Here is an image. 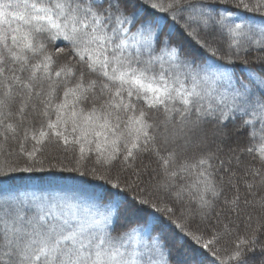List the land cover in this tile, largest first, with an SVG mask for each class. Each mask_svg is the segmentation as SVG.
<instances>
[{
  "label": "snow or ice",
  "instance_id": "snow-or-ice-1",
  "mask_svg": "<svg viewBox=\"0 0 264 264\" xmlns=\"http://www.w3.org/2000/svg\"><path fill=\"white\" fill-rule=\"evenodd\" d=\"M169 235L264 264V0H0V264H174Z\"/></svg>",
  "mask_w": 264,
  "mask_h": 264
},
{
  "label": "trees",
  "instance_id": "trees-1",
  "mask_svg": "<svg viewBox=\"0 0 264 264\" xmlns=\"http://www.w3.org/2000/svg\"><path fill=\"white\" fill-rule=\"evenodd\" d=\"M248 15H253V14H248ZM256 16H259V14H255ZM63 46V45H60ZM255 53H253V56L250 57V59L255 57ZM225 148H227L224 145ZM21 176L22 179H26L29 176L35 177L37 178L35 180V183L41 186H44L45 183H48L49 180L52 177H63L64 179L60 180L59 182L62 185H69V184H73L74 181L71 179V177H75L77 174L75 173H69V172H59V171H55V172H44V173H23V174H19ZM22 181L21 180H17L16 184L19 185ZM125 223L123 217L118 221L117 223V227H121L123 224ZM167 241H168V246L172 251V257H173V262L175 264L176 261H180V262H187L190 261L192 259H198V260H202L204 259V257L200 256L199 254H196L195 257L192 254L191 248L187 243H181V240L179 238V235L176 236H172L169 235L168 237H166ZM231 243V238H229L225 243L224 246L225 247H229ZM252 259L254 260H259L260 256L259 253H257L255 256L252 257Z\"/></svg>",
  "mask_w": 264,
  "mask_h": 264
},
{
  "label": "rangeland",
  "instance_id": "rangeland-1",
  "mask_svg": "<svg viewBox=\"0 0 264 264\" xmlns=\"http://www.w3.org/2000/svg\"><path fill=\"white\" fill-rule=\"evenodd\" d=\"M231 143V141H229V142H227V143H225L224 145L227 147V146H229V144ZM60 183V182H59ZM61 184V183H60ZM48 185V183H45V185L44 186H47ZM73 184H69L68 186H72Z\"/></svg>",
  "mask_w": 264,
  "mask_h": 264
}]
</instances>
